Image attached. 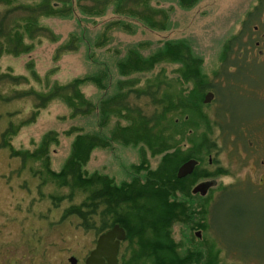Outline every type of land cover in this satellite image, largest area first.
<instances>
[{
  "label": "rangeland",
  "instance_id": "rangeland-1",
  "mask_svg": "<svg viewBox=\"0 0 264 264\" xmlns=\"http://www.w3.org/2000/svg\"><path fill=\"white\" fill-rule=\"evenodd\" d=\"M259 1L198 0L191 8H183L177 1H162L160 6L170 11L166 29L151 30L135 21L131 31L115 27L109 29L108 41L100 46L92 44L100 41L104 25L117 18L111 9L104 16L96 18L86 13L43 18L42 23L59 39H52V34L48 32L46 37H37L30 52L18 56L3 54L0 57V72L25 75L29 81L14 86L0 80V94L13 96L16 88L48 90L55 84H66L75 78L107 71L110 79L106 88L100 89L93 84L82 87L86 97L97 103L104 96L116 94L118 82L126 79L120 75L117 63L126 56L128 49L136 48L146 56L167 41L186 40L201 60L199 83L203 79L208 80L215 89L211 90L216 94L215 100L204 108L205 112L211 119L225 114L228 124L216 130L218 147L204 155L200 168L211 172H217L218 168L225 171L216 173L213 178L201 176L194 181L190 179L186 187L189 190H177L179 201H190L196 212L193 221L172 222L166 241L169 246L163 244L160 252L164 249L166 252L175 251L183 256L184 262L206 264L211 237L210 252L219 251L226 258L221 260L222 263L243 264L245 259L264 254V186L259 184L264 177L260 165L264 159V53L259 54V49L264 51V4L257 10ZM18 3L21 6L22 0ZM2 11L3 6L0 5V15ZM249 11L253 12V16L245 28L244 21ZM22 16V10H19L13 17ZM258 24L261 25L260 30L256 27ZM242 31V42L247 45L234 46L229 59L224 60L228 41ZM74 32L82 37L76 49L58 54L61 44L68 42ZM87 37L92 42L89 48ZM258 41L261 45L257 48ZM242 49L252 56V63L249 68H243L240 74L234 62L242 60L239 58ZM224 62H229L227 69L223 67ZM177 69L178 65L167 62L135 76L144 84L146 79L160 73L169 77L177 76ZM32 71L38 76L35 77ZM33 104L31 97H12L7 102H0V136L10 120L20 124L27 118ZM140 104L144 105L145 102L141 100ZM99 118L98 111L72 118L71 109L56 100L40 111L35 122L22 127L13 136L12 143L17 149L34 150L48 131L57 132L59 142L52 144L50 155L53 170L59 171L71 153L72 142L77 134L101 133L110 136L119 125L115 116L106 126L100 125ZM123 120L122 123L126 124ZM73 127L79 130L66 134ZM184 138L187 140H179L187 149L191 142H187L190 141L188 136ZM141 147L142 144L124 143L121 139L112 142L109 147L95 148L85 168L89 173L106 174L116 183L131 181L137 176L144 178L146 172L137 173L134 165L148 158L150 166L155 169L160 164L161 154L152 156ZM210 157L215 162L210 163ZM20 165L19 159L11 158L7 149L0 147V264H71V256L77 257V264H85V258L95 248L96 233L82 227L76 216L65 220L62 218L64 210L71 205L69 199L56 208L49 198L52 193L69 194L68 188H59L48 182L42 189V196L38 190L40 179L30 171L34 163L27 165L21 172L13 171ZM207 181H213L214 184L205 196L192 193L196 185ZM209 197L212 199L210 205ZM82 198L79 195L73 203H78ZM214 207L215 230L212 232L208 225V211L214 212ZM198 231L201 237L196 236ZM144 239L141 246L136 243V252L147 249L149 240ZM173 243H176L175 247ZM156 251L157 248L148 252ZM225 253L237 259L231 256L227 258ZM169 262L174 264V261ZM169 262L166 261V264Z\"/></svg>",
  "mask_w": 264,
  "mask_h": 264
},
{
  "label": "trees",
  "instance_id": "trees-1",
  "mask_svg": "<svg viewBox=\"0 0 264 264\" xmlns=\"http://www.w3.org/2000/svg\"><path fill=\"white\" fill-rule=\"evenodd\" d=\"M162 1H177L183 8H191L198 0H22L21 6L18 5L20 0H0V5L3 6L0 15V57L3 54L18 56L32 51L37 37H46L48 32L52 34V39L57 41L59 37L42 23L43 18L50 16H75L78 13H86L96 18L104 16L111 9L117 18L104 25L100 41L92 44L95 46L108 41L109 29L115 27L131 31L135 27V21L151 30H164L169 23L170 11L160 6ZM263 4L264 0H260L256 6L257 10ZM19 10H22L23 16L13 17ZM252 16L253 12L249 11L244 21L245 28L250 24ZM256 27L261 29L260 24ZM244 31L232 36L228 41L223 54L224 60L229 59L234 46L247 45L242 42ZM80 37L74 32L68 42L61 44L58 54L75 50L82 40ZM91 43V39L87 37L88 48ZM167 62L178 65L179 75L169 77L160 73L146 79L144 84L135 76ZM225 63L223 67L227 69ZM200 65L201 60L193 53L190 44L186 40L175 39L165 42L161 48L146 56L136 48L128 49L126 56L117 63L120 75L126 79L118 82L119 90L116 94L111 97L104 96L97 103L86 97L82 87L93 84L100 89L106 88L110 79L107 71L75 78L66 84H55L48 90L16 88L13 96L0 94V102H7L12 97H31L34 100L30 115L20 124L13 120L8 122L1 132L0 147L7 149L11 158L21 161L19 168L13 171L21 172L27 165L34 163L30 171L40 179L38 190L42 196V189L48 182L58 185L59 188H68L69 194L52 193L49 196L56 208L60 207L65 199L70 200L71 205L63 212L64 220L76 216L82 227L87 231L94 230L97 234L114 224H119L130 231V239L138 238L140 246L144 238L149 240L147 249L144 251L141 248L142 252L139 253L156 248L158 252L153 253H175L170 252L168 248L169 252L165 249L160 252L170 236V225L176 220L193 221L196 212L190 201H179L177 190H189L186 187L190 179L194 181L201 176L213 178L216 173L225 171L218 168L220 172H211L200 168L199 163L192 174L185 177L178 175L185 162L192 159L201 162L204 155L216 150L218 142L215 132L218 128L221 130L228 125L225 114L211 119L205 112L204 108L210 105L204 102L205 94L215 89L208 80L203 79L199 83ZM32 72L35 77L38 76L35 71ZM0 80L10 82L14 86H21L29 81L25 75L14 76L1 72ZM56 100L71 109L72 118L98 111L99 123L102 126H106L113 116L119 121L110 136L101 133L77 134L72 142L71 153L59 171L53 170L50 155L52 144L59 142L57 132L48 131L34 150L17 149L12 143L13 136L22 127L35 122L40 111ZM141 100L145 102L144 105L140 104ZM123 119L126 124L122 123ZM78 130L79 128L73 127L66 134ZM185 136L190 139L187 142H191L187 149L179 140H187ZM121 139L124 143L142 144L141 149L148 150L152 156L161 154L160 164L153 169L148 158H143L139 165H134V169L139 174L145 171L144 178L137 176L123 183H116L106 174L89 173L86 170V163L95 148L109 147L112 142ZM79 195L83 196L82 200L73 203ZM166 245L169 246L168 243ZM173 246L175 247L176 243H173Z\"/></svg>",
  "mask_w": 264,
  "mask_h": 264
},
{
  "label": "flooded vegetation",
  "instance_id": "flooded-vegetation-1",
  "mask_svg": "<svg viewBox=\"0 0 264 264\" xmlns=\"http://www.w3.org/2000/svg\"><path fill=\"white\" fill-rule=\"evenodd\" d=\"M260 45H261L260 41L256 42L257 48ZM249 48H250V46H249ZM262 53H264V51L262 49H259V54H262ZM250 57H252V56L248 55V52L246 51V49H242L240 51L239 58L242 59V60L238 61V62H234L235 63L234 65L236 66L235 68L238 70V73H240V74L243 73V68H245V69L249 68V64L252 63L251 60H250ZM228 63L229 62H226L225 64L228 65ZM211 92H214V91H211ZM214 94H215V92H214ZM215 97H216V94H215L213 100H215ZM213 100L210 103H212ZM210 103H206V104H210ZM197 161H198V165H199L200 161L199 160H197ZM212 161L213 160L211 158L210 159V163ZM260 165L262 166L263 172H264V159H262L260 161ZM207 182L211 183V185H210V187L208 189V191H209L210 188L213 187L214 182L213 181H207ZM259 184H260L261 187L264 186V177L261 179V182ZM194 194H198V193H194ZM203 196H205V195H203ZM207 199H208V204L210 205L212 199H210V197L207 198ZM215 205H216V203H215ZM209 211H208V213H209L210 220H209V224L208 225H209V227L211 228V230L213 232L215 230V224L213 222V219L216 216L215 215V207H214V212L212 210H209ZM115 226L122 227L119 224H114L110 228H107V229H105L103 231H100L98 234L96 233L95 247H96V245L98 243L99 238L102 235H104L106 232H108L111 229H113ZM122 228L125 231V237H123V238H122V236H116L115 237V241H119V248H118V254H117V259H118V263L119 264H166V261H168V262L169 261H174V264H189L188 263L189 261H185L184 262L183 259H182L183 256H181V254H178V253L177 254L176 253L167 254V253H153V252H146V253L136 252V246H137L136 243L138 242V238L132 237L130 239L129 238L130 231L128 232V230L126 228H124V227H122ZM199 233H200V235H199ZM210 235L212 236V234H210ZM196 236L201 237V232L198 231L196 233ZM210 240H211V237H210ZM210 240H209V245H208L209 252L207 254V263L206 264H217V263H215L216 260L218 262H220V264H224V263L221 262V260L226 259V258H224L219 251H216V253L210 252V248H211V246H210L211 241ZM91 251L89 252V254L91 253ZM89 254H88V256H89ZM189 255H191V254H188V256ZM224 255L227 256V258H229L231 256V255H227V253H225ZM87 257L85 258V261H84L85 264H86ZM231 257H233V256H231ZM185 258H189V257H185ZM233 258H235V257H233ZM235 259H237V258H235ZM106 261H107V259H106ZM243 261H244L243 264L244 263L245 264L246 263L247 264H264V254L256 256L254 258L245 259ZM168 264H170V262Z\"/></svg>",
  "mask_w": 264,
  "mask_h": 264
},
{
  "label": "water",
  "instance_id": "water-1",
  "mask_svg": "<svg viewBox=\"0 0 264 264\" xmlns=\"http://www.w3.org/2000/svg\"><path fill=\"white\" fill-rule=\"evenodd\" d=\"M214 96V92H208L205 96L204 102L210 103ZM197 165L198 161L195 159L185 162L179 169V177H185L192 174ZM210 185V182H202L195 186L193 193L206 195ZM116 236H122V238L125 237V231L122 227L115 226L99 238L95 249H93L87 257L86 264H119L117 259L119 241H115ZM69 261L71 264L78 263V259L75 256L69 257Z\"/></svg>",
  "mask_w": 264,
  "mask_h": 264
}]
</instances>
